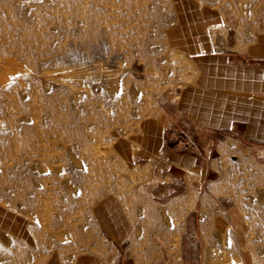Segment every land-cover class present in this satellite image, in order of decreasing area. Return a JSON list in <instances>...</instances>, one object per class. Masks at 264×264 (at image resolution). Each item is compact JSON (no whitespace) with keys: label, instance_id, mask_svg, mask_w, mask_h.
<instances>
[{"label":"rangeland","instance_id":"1","mask_svg":"<svg viewBox=\"0 0 264 264\" xmlns=\"http://www.w3.org/2000/svg\"><path fill=\"white\" fill-rule=\"evenodd\" d=\"M98 1L94 10L106 17L88 26L72 8L85 10L92 0H0L7 75L0 79V208L48 254L71 261L81 253L109 260L101 213L107 203L126 209L137 238H155L142 190L148 172L136 173L114 144L152 112L162 90L188 78L169 32L264 33V0ZM116 28L113 38L81 32ZM199 184L197 206L193 198L182 202L191 214L162 215L167 248L174 254L182 239L191 241L193 264H264V157L214 151ZM163 255L140 263H180Z\"/></svg>","mask_w":264,"mask_h":264},{"label":"crops","instance_id":"2","mask_svg":"<svg viewBox=\"0 0 264 264\" xmlns=\"http://www.w3.org/2000/svg\"><path fill=\"white\" fill-rule=\"evenodd\" d=\"M169 38L189 65L188 78L162 90L152 112L114 144L136 173L148 172L142 190L151 202L145 212L154 222V240L137 238L126 209L107 203L101 213L112 244L109 260L81 253L71 261L48 254L31 229L0 208V264H141L159 252L193 264L194 243L182 239L172 254L159 221L168 212H193L182 202L193 198L197 206L214 151L264 157V33L169 32Z\"/></svg>","mask_w":264,"mask_h":264},{"label":"bare ground","instance_id":"3","mask_svg":"<svg viewBox=\"0 0 264 264\" xmlns=\"http://www.w3.org/2000/svg\"><path fill=\"white\" fill-rule=\"evenodd\" d=\"M92 5H90V6H87L86 7V9L84 10L83 8H78V6H76V7H74V8H72L73 9V11H74V16H78L79 17V19L85 24V25H88V26H90V25H96V26H98L99 24H101V22H102V19L104 18V17H106L105 15L106 14H104V12L101 10V11H99V12H97L96 10H94V8H96L97 7V5L100 3V1H96V0H92ZM94 11V12H93ZM126 22V19H124L123 20V24ZM121 26V25H120ZM119 30V32H120V29H118ZM123 31H127V32H129L128 30H122V32ZM81 32H85L84 33V35H87V33L86 32H97V35H96V37L97 38H99L100 36H102L103 35V37H105V38H110V37H112V34L110 33V32H118L117 31V28H116V30H109V29H103V30H95V31H89L88 29H85L84 31H81ZM113 38V37H112ZM97 48H99V47H97ZM77 49V51L79 52V51H81V54H88V50H86V48L84 47V46H81V48L80 47H78V48H76ZM77 51H75V54H77L78 52ZM45 52L46 51H43V50H39V56H41L40 58H41V61H40V63H41V65H45V63H46V60L44 59V57H43V55L45 54ZM3 65L1 64V61H0V69H1V71H0V79H2V78H5L7 75H6V68H3L2 67ZM10 68V67H9ZM46 75V74H45ZM52 75V74H51ZM50 76V75H49ZM54 76V75H53ZM3 82V81H2ZM58 120V119H57ZM59 121V120H58ZM64 120H62V122H63ZM66 121V120H65ZM67 122V121H66ZM58 123V122H57ZM60 124V123H59ZM66 124V123H65ZM65 124H63V125H60V126H65ZM67 125V124H66ZM64 135V134H63ZM62 135H60V137H61ZM65 136V135H64ZM59 137V138H60ZM63 138V137H62ZM65 138L70 142V140L72 139V137L71 136H65ZM65 138H63V139H65ZM61 139V138H60ZM59 139V141H61ZM62 139V140H63ZM65 139V140H66ZM66 140V141H67ZM76 142L78 143V144H81V145H83V138L81 137V136H77L76 137ZM63 142V141H62ZM61 142V143H62ZM56 144V143H55ZM64 144V143H63ZM52 146V145H51ZM53 148V147H52ZM62 156V155H61ZM219 260H220V258H217L216 260H214V262L216 263V264H220L219 263Z\"/></svg>","mask_w":264,"mask_h":264}]
</instances>
